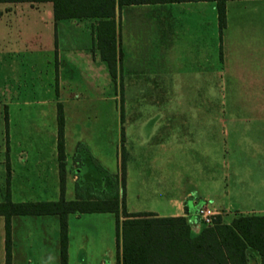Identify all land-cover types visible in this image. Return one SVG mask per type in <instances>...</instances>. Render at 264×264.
Wrapping results in <instances>:
<instances>
[{"label": "rangeland", "instance_id": "1", "mask_svg": "<svg viewBox=\"0 0 264 264\" xmlns=\"http://www.w3.org/2000/svg\"><path fill=\"white\" fill-rule=\"evenodd\" d=\"M33 5L36 7L32 8L28 2L0 3V199L7 198V189L12 191L15 202L24 198L22 194L28 188L32 194L35 189L42 188L48 195H30L25 197L26 201L45 200L48 198L46 196H54L56 181L60 184L57 130L58 114L61 112L66 129L64 132L63 127L64 171L68 178L66 196L70 198L74 183L78 180L100 184L102 179L85 145L107 172L116 174H120L122 147L127 163L129 160V204L132 207L135 202L132 192L139 174L136 164L142 159L134 153L142 137H161V133L148 132H152L150 128L155 127L153 123L156 121L160 122L157 129H161L162 118L148 119L146 112H156L163 108L171 111L194 110L201 104L200 98L194 97L193 88L190 90L189 87L187 99L181 103L178 101L181 44L176 24L172 30L168 25L164 30L156 25L151 32L146 20L142 19L145 16L142 15L152 9H158V13L164 14L162 8L152 6L148 10L141 7L125 10L122 39L116 33L117 50L122 48L124 54L123 76H120V69H117L118 76L115 80L108 73L107 65L100 60L96 50L94 25L97 22L92 19L73 22V41L75 44L85 42V48H77L73 54L61 53L58 56L54 50L56 44L49 38L50 32L54 30L53 21L48 18L49 5L42 2H35ZM174 9L172 7L173 11ZM229 9L230 27L225 35V45L229 49L234 46L241 49L242 36L240 34L239 37L237 32L242 30L243 16L253 20L255 15L263 14L264 3H230ZM26 14L37 16L29 18ZM82 29L85 30V35L90 31L89 37H78ZM261 29L264 30V27ZM221 38L222 33L219 35L220 43ZM221 60L220 56V68ZM130 68L136 71L133 77L128 72ZM148 73L152 75L155 85L147 84L145 77ZM224 78L226 80L220 77L217 88H211L209 97L217 102L220 117L227 118V111H235L238 118L235 123L229 120L228 136L223 134L220 123L219 160L245 163V189L250 194H263L264 122L260 121V109H253L257 116L253 121L242 122L245 87L229 85V82L234 81L227 79L225 75ZM167 88L171 91L170 103L163 102L160 98L163 90ZM259 89L257 87V93ZM150 93L155 100H150ZM205 104L202 105L203 108ZM171 120L176 121L178 126L179 118ZM80 141L85 144H80ZM222 144L225 146L222 147ZM159 145L160 147L156 145L150 152L146 149V144L142 146L146 150L142 152H149L156 165H161L164 152L161 142ZM77 152L82 154V161ZM167 152L172 163L176 161L177 164L178 161L183 162L186 159L192 161V157L196 160L191 151L180 150L174 145L167 148ZM75 168H79L81 173L75 175ZM183 168L186 169L183 166L180 169ZM10 173L11 178H7ZM104 181L105 188L110 189L113 182L106 179ZM51 198L50 200H57L59 197ZM246 200L264 206V195ZM94 215L99 217L97 221L109 226L115 222L114 214ZM112 234L115 235V231L110 236ZM111 246L115 249L112 241Z\"/></svg>", "mask_w": 264, "mask_h": 264}, {"label": "crops", "instance_id": "2", "mask_svg": "<svg viewBox=\"0 0 264 264\" xmlns=\"http://www.w3.org/2000/svg\"><path fill=\"white\" fill-rule=\"evenodd\" d=\"M247 2L264 3V0L226 1V25L222 30L221 43L219 40L218 12L213 0L128 4L122 5L120 8L116 4L114 20L116 33L121 39L125 10H134L139 7L148 10L152 6L164 10L165 13L162 14L158 13V9L157 11L152 9L147 14L142 15L145 16L142 19L146 20L147 27L148 29L150 27L151 32L155 30L156 25L162 30L168 25L172 30L176 24L181 44L178 66L180 87L178 101L181 103L187 99V87H189L190 90L193 88L194 97H199V103H201L194 110L171 111L163 108L156 112L150 110L146 112L148 119L162 118L161 129H157L160 127V122L156 121L153 123L155 127L150 128L152 132H148L152 134L161 133V137L157 139L142 137L137 151L134 153V155H140L142 159L136 164L139 174L136 179V187L132 192V198L135 199L132 207L129 204V160L128 163L126 161L125 208L128 213L150 212L155 217H184L190 225L191 236L198 234L203 227L197 220V209L203 201H208L220 212L221 220L224 223H229L235 215H264V206L246 200L249 197L261 198L264 193L250 194L245 189V163L238 164L228 159L219 160L220 123L224 131L223 134L228 136L229 120L231 123H235L238 115L235 111H227V118L220 117L217 102H213L209 97L211 88H217L220 85V77L222 80H226L225 75L227 79L234 81L229 82V85L245 87L242 122L253 121L257 117L253 109L257 107L260 109V121L264 122V30L261 29L264 27V13L255 15L253 20L243 16L242 30L237 32L238 36L240 34L242 36L241 49L236 48V46L229 49L225 45V35L230 27L229 4ZM0 3L13 2L0 1ZM28 3L33 6L32 8L36 7L33 5L35 2ZM42 3L49 5L48 18L53 21L54 28L50 32L49 38L56 44L54 46L56 54L58 56L61 53L73 54L77 48L84 49L85 42L75 44L73 41L75 38L73 22L92 19L96 23L100 18L83 16L54 19L52 3L48 1ZM168 7L169 9L166 10L165 8ZM172 7L175 8L174 11ZM33 15L37 16L35 14L27 16L33 18ZM1 17L2 15H0ZM38 18L42 19L41 17ZM252 26L260 28L256 29ZM89 32H86L88 37ZM79 33L78 37L81 35L80 38L86 36L83 29ZM96 50L99 55L97 48ZM120 51L122 54L121 64L118 65L119 68L117 69H120V76L122 77L124 54L122 48ZM220 56L222 59L221 68ZM128 72L132 77L136 75V71L132 68ZM117 76L118 71H116L115 80ZM151 76L148 73L144 77L148 85H155ZM236 80H242V82L239 83ZM164 86L167 85L164 84ZM257 87L260 88L258 93L256 92ZM170 93L168 88L164 89L162 97H160L161 100L170 103L172 100ZM149 95V98L152 97L150 100H155L151 93ZM204 103H206L205 108L202 106ZM176 117L179 118L178 126L176 121L171 120ZM147 130L149 131V128ZM160 142L164 151L163 158L161 165L160 163L156 165V161L151 159L149 152L154 150L156 145L160 147ZM80 144L85 143L80 141ZM144 144L149 150L147 154L142 152L146 151L142 148ZM171 145L180 150L191 151L196 160H193L192 157V161L186 159L183 162L178 161L177 164L176 161L172 163L171 156L167 152V148H170ZM224 146L222 144V147ZM85 147L88 154L97 159L91 153L90 148L87 145ZM77 154L82 161V154L80 152ZM132 155L133 153H131L130 159H132ZM97 161L99 162L98 159ZM26 165H28L27 162ZM172 165H177L178 168L172 167ZM158 166H161V169H158ZM182 166L186 169H180ZM189 166L190 171H188ZM80 171L79 168H75L74 174L78 175L81 173ZM56 174L58 178V169ZM8 176L11 178V173L7 175V178ZM67 182L68 178L65 176L64 198L66 200L74 199V191L70 198L66 196ZM44 191V189L38 188L32 194L28 188L23 192L24 198H20V201H26L27 198L25 197L30 195H36V197L48 195ZM59 194V184L56 181L54 196H46L48 198L45 200H50L51 197H59ZM5 197H9L11 201L15 202L10 189H7ZM1 201L4 200L0 199ZM102 213H110L115 216L113 212H76L67 215V264H122L120 235L121 222L124 217L121 209H119V244H117L116 216L115 222L109 226L104 222L97 221L99 217H94L96 216L94 214ZM75 220L82 222H75ZM4 224V217L0 215V264H5ZM114 231L115 235L110 236V233H114ZM10 238V264H60V221L58 214L13 215L10 219ZM111 241L115 245V249L112 248ZM252 259H255L254 264H260L258 256H253ZM249 264H252L251 261Z\"/></svg>", "mask_w": 264, "mask_h": 264}, {"label": "trees", "instance_id": "3", "mask_svg": "<svg viewBox=\"0 0 264 264\" xmlns=\"http://www.w3.org/2000/svg\"><path fill=\"white\" fill-rule=\"evenodd\" d=\"M1 2L52 3L54 19L68 17H98L95 31L100 59L106 62L108 73L115 78L121 64L117 50L116 4H155L198 0H0ZM216 3L219 32L226 25V1ZM63 117L58 114L59 198L13 202L7 197L0 202V215L5 222V264L11 260L10 219L13 215L58 214L60 221V264H67V215L76 212H113L119 244V209L121 222L122 264H249L253 256L264 264V215H235L224 223L217 215L210 226H204L191 236L190 225L184 217H155L150 212L128 213L125 208L126 157L121 147L120 174L107 172L93 159L100 173V184L79 180L74 183L75 198L66 200ZM123 135V131H122ZM111 180L110 189L105 181ZM99 185V186H98Z\"/></svg>", "mask_w": 264, "mask_h": 264}, {"label": "built area", "instance_id": "4", "mask_svg": "<svg viewBox=\"0 0 264 264\" xmlns=\"http://www.w3.org/2000/svg\"><path fill=\"white\" fill-rule=\"evenodd\" d=\"M217 215H220V212L208 201H203L198 206L197 217L204 226L212 225Z\"/></svg>", "mask_w": 264, "mask_h": 264}, {"label": "water", "instance_id": "5", "mask_svg": "<svg viewBox=\"0 0 264 264\" xmlns=\"http://www.w3.org/2000/svg\"><path fill=\"white\" fill-rule=\"evenodd\" d=\"M251 263L254 264V263H255V259H252V260H251Z\"/></svg>", "mask_w": 264, "mask_h": 264}]
</instances>
